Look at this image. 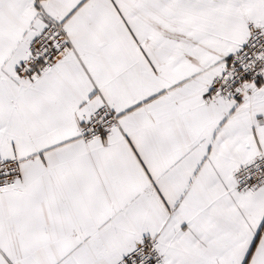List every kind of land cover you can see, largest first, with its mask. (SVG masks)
<instances>
[{
  "label": "crops",
  "instance_id": "obj_1",
  "mask_svg": "<svg viewBox=\"0 0 264 264\" xmlns=\"http://www.w3.org/2000/svg\"><path fill=\"white\" fill-rule=\"evenodd\" d=\"M250 22L264 0H0V156L21 162L0 264H115L148 237L164 264H264V186L233 178L264 154V76L239 103L209 94ZM49 24L69 52L20 78ZM102 107L119 127L86 143Z\"/></svg>",
  "mask_w": 264,
  "mask_h": 264
},
{
  "label": "built area",
  "instance_id": "obj_2",
  "mask_svg": "<svg viewBox=\"0 0 264 264\" xmlns=\"http://www.w3.org/2000/svg\"><path fill=\"white\" fill-rule=\"evenodd\" d=\"M70 44L61 24H49L29 44L26 56L18 67L22 79H35L51 70L66 56ZM264 76V30L254 23L247 25V37L238 45L226 69L213 78L209 94L218 99L239 103L251 97ZM262 125V119L257 120ZM119 127L118 118L107 107L93 112L80 126L84 142L107 138ZM19 159L0 156V192L10 190L21 177ZM235 191L253 194L264 186V154L257 155L250 163L239 167L233 174ZM115 264H164L157 238L143 239Z\"/></svg>",
  "mask_w": 264,
  "mask_h": 264
},
{
  "label": "rangeland",
  "instance_id": "obj_3",
  "mask_svg": "<svg viewBox=\"0 0 264 264\" xmlns=\"http://www.w3.org/2000/svg\"><path fill=\"white\" fill-rule=\"evenodd\" d=\"M237 50V49H236ZM236 52V51H235ZM235 52L231 55V57L228 59L229 61L231 60V58L234 56ZM228 61V62H229Z\"/></svg>",
  "mask_w": 264,
  "mask_h": 264
}]
</instances>
